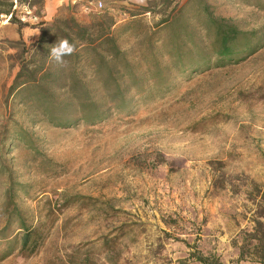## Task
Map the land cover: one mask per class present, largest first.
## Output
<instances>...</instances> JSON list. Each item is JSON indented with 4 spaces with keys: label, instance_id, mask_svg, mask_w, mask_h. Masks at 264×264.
<instances>
[{
    "label": "rangeland",
    "instance_id": "1",
    "mask_svg": "<svg viewBox=\"0 0 264 264\" xmlns=\"http://www.w3.org/2000/svg\"><path fill=\"white\" fill-rule=\"evenodd\" d=\"M22 1L0 0V264H260L264 0ZM78 26L96 52L57 64Z\"/></svg>",
    "mask_w": 264,
    "mask_h": 264
},
{
    "label": "trees",
    "instance_id": "2",
    "mask_svg": "<svg viewBox=\"0 0 264 264\" xmlns=\"http://www.w3.org/2000/svg\"><path fill=\"white\" fill-rule=\"evenodd\" d=\"M18 2L21 4L23 3L22 0H18ZM26 2H27V0H26ZM12 6H10V7L12 8ZM28 6H29V8H31L32 5L29 4ZM3 14L13 16L11 9H10V11H8L6 13H3L0 11V15H3ZM39 17H41V16H39ZM44 24L45 23L43 21L40 22V26H42ZM78 28H79V33H78L79 45L75 46V50L89 52V53H95L97 48L93 47L94 44L88 39V29L86 27H80V26H78ZM216 28H217V31H219L220 33H222L224 35L223 39H222V42H224L223 43L224 45H225V43L228 42V40L232 34H234L233 37L236 36V33L234 32V30H232L229 27H225L223 24L217 25ZM64 39H67L70 43L73 44L72 39H70L68 35H65L62 40H64ZM51 44H52V40H50L48 38L47 32L43 31V34H42L40 42H39V47L42 48L43 50L44 49L46 50L47 47L50 46ZM228 55H231L229 50L221 52L222 57H225ZM100 62H103V61L101 60ZM101 68H102L101 65H99V71L100 72H101V70H100ZM24 72H25V70L21 69V71L17 77L18 81L16 80L17 83H16L15 87H13V88L14 89L20 88L21 86H23L25 84H29L31 87H39L38 86L39 84L36 82V81H38L37 77H36L37 76L36 73H27V75H26L27 77L24 79L23 82L20 83L19 80L21 77H23ZM43 79H44V77H43ZM251 250L252 251L250 253H248L249 256L253 260H256L258 263L264 264V239L257 240L255 244H252ZM245 256H246L245 251L241 250V259L244 258ZM194 261L199 262L201 264H222L219 261V259H217L216 256H214V255L204 256L201 253H198L197 257L194 258ZM110 262L114 263V261H110Z\"/></svg>",
    "mask_w": 264,
    "mask_h": 264
},
{
    "label": "crops",
    "instance_id": "3",
    "mask_svg": "<svg viewBox=\"0 0 264 264\" xmlns=\"http://www.w3.org/2000/svg\"><path fill=\"white\" fill-rule=\"evenodd\" d=\"M79 4V0H46L44 14L47 20H53L60 14V9L64 5L70 6L71 15L77 17V14L74 12V6Z\"/></svg>",
    "mask_w": 264,
    "mask_h": 264
},
{
    "label": "clouds",
    "instance_id": "4",
    "mask_svg": "<svg viewBox=\"0 0 264 264\" xmlns=\"http://www.w3.org/2000/svg\"><path fill=\"white\" fill-rule=\"evenodd\" d=\"M75 50V45L70 43L67 39L59 40L55 45L49 49V57L57 64L63 65L64 58L71 55Z\"/></svg>",
    "mask_w": 264,
    "mask_h": 264
},
{
    "label": "built area",
    "instance_id": "5",
    "mask_svg": "<svg viewBox=\"0 0 264 264\" xmlns=\"http://www.w3.org/2000/svg\"><path fill=\"white\" fill-rule=\"evenodd\" d=\"M102 3H98L97 5H96V9H98V8H102ZM86 9L87 10H89L90 9V7L89 6H86Z\"/></svg>",
    "mask_w": 264,
    "mask_h": 264
}]
</instances>
